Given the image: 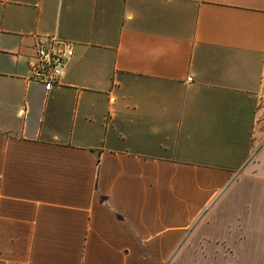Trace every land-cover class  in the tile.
I'll return each mask as SVG.
<instances>
[{
	"label": "crops",
	"instance_id": "crops-1",
	"mask_svg": "<svg viewBox=\"0 0 264 264\" xmlns=\"http://www.w3.org/2000/svg\"><path fill=\"white\" fill-rule=\"evenodd\" d=\"M263 94L264 0H0V264H264Z\"/></svg>",
	"mask_w": 264,
	"mask_h": 264
},
{
	"label": "built area",
	"instance_id": "built-area-1",
	"mask_svg": "<svg viewBox=\"0 0 264 264\" xmlns=\"http://www.w3.org/2000/svg\"><path fill=\"white\" fill-rule=\"evenodd\" d=\"M33 49L30 77L42 83L46 91H50L64 77L66 66L74 55L73 45L60 40L56 35H49L37 38ZM187 81H191V78Z\"/></svg>",
	"mask_w": 264,
	"mask_h": 264
},
{
	"label": "rangeland",
	"instance_id": "rangeland-1",
	"mask_svg": "<svg viewBox=\"0 0 264 264\" xmlns=\"http://www.w3.org/2000/svg\"><path fill=\"white\" fill-rule=\"evenodd\" d=\"M259 112V130L264 132V94L260 102ZM179 248L183 249L179 255L180 258L170 260L167 264H222L219 259L220 252L232 251L225 244L211 243V238L196 239L195 243L181 244Z\"/></svg>",
	"mask_w": 264,
	"mask_h": 264
}]
</instances>
